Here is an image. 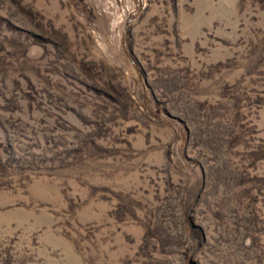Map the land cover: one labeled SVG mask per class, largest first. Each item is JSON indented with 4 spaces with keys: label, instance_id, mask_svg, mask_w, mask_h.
Listing matches in <instances>:
<instances>
[{
    "label": "rangeland",
    "instance_id": "374dc122",
    "mask_svg": "<svg viewBox=\"0 0 264 264\" xmlns=\"http://www.w3.org/2000/svg\"><path fill=\"white\" fill-rule=\"evenodd\" d=\"M0 264H264V0H0Z\"/></svg>",
    "mask_w": 264,
    "mask_h": 264
}]
</instances>
